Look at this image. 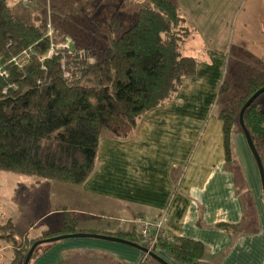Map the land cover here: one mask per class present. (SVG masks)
I'll list each match as a JSON object with an SVG mask.
<instances>
[{
	"label": "crops",
	"instance_id": "crops-1",
	"mask_svg": "<svg viewBox=\"0 0 264 264\" xmlns=\"http://www.w3.org/2000/svg\"><path fill=\"white\" fill-rule=\"evenodd\" d=\"M173 1L187 30L181 51L197 59V74L135 128L122 123L105 131L83 184L27 176L24 206L32 204L30 192L44 194L25 221L3 212L0 223L11 221L40 239L59 235L69 213L78 219L77 232L133 237L143 216L162 221L165 234L202 242L205 264H264L259 169L241 130L234 136L238 161L227 163L218 117L227 102L245 94L246 79L264 69V0ZM233 63L239 73L229 78ZM225 82L228 90L239 88L235 97L221 98ZM259 103L264 111V100ZM154 252L169 264H185L161 248ZM150 258L162 264L130 245L79 237L51 243L29 264H142ZM14 260L13 242L0 237V264Z\"/></svg>",
	"mask_w": 264,
	"mask_h": 264
},
{
	"label": "trees",
	"instance_id": "trees-1",
	"mask_svg": "<svg viewBox=\"0 0 264 264\" xmlns=\"http://www.w3.org/2000/svg\"><path fill=\"white\" fill-rule=\"evenodd\" d=\"M11 1L0 0V67L6 72H0V170L83 184L95 169L105 131L122 123L135 128L145 113L173 100L185 78L197 74V59L181 51L187 30L173 0H144L132 25L116 37L121 18L114 14L107 45L81 47L69 41L61 48L54 47L56 35L49 34L46 18L30 23L14 11ZM263 87L264 69L247 78L245 94L218 113L227 163L234 161L236 129L243 131L241 109ZM227 91L225 82L219 94ZM244 121L259 151L264 111L257 100L247 108ZM6 226L13 234L0 237L13 242L12 264L19 263L35 241L53 237L24 244L17 238L22 232L11 221L0 228ZM78 230L77 217L65 213L59 235ZM131 235L121 237L149 247L136 226ZM155 248L185 264H205L207 256L202 242L168 234L158 238Z\"/></svg>",
	"mask_w": 264,
	"mask_h": 264
},
{
	"label": "rangeland",
	"instance_id": "rangeland-1",
	"mask_svg": "<svg viewBox=\"0 0 264 264\" xmlns=\"http://www.w3.org/2000/svg\"><path fill=\"white\" fill-rule=\"evenodd\" d=\"M143 3L144 0H13L10 4H12L14 11L17 10L25 15L30 23H36L38 18H46L50 22V33L56 35L57 41H53L54 47L61 48L66 47L70 42L79 44L81 47L95 46L96 44L107 45L110 42L109 37L113 36L110 32L112 16L117 14L121 18L120 28L113 36L116 37L132 25L136 13ZM19 7L22 8L19 9ZM53 38L55 37L53 36ZM90 60L92 61L93 58ZM237 68V64L233 63L229 71V78L232 77V73L237 74ZM238 91L239 88L236 87L232 88V91L229 89L228 93L221 95V98L235 97L233 95ZM262 100H264V93L257 98L258 102ZM236 130H240V127ZM258 148L264 163V140L258 141ZM234 160L238 161L235 146ZM26 177L27 175L0 170V214L3 212L13 214L15 217L18 216L21 221L29 218L30 211L38 204L34 201L40 200L44 193H40L39 190L30 192L31 197H33L32 204L30 207L24 206L23 201L27 192L26 183L29 180ZM36 178L31 180H39ZM8 223L10 222L0 223V226ZM12 232L8 226L4 229L0 228V233ZM27 235V231L22 232L19 240L21 243L31 245L34 238L27 237ZM51 243L53 242L41 243L34 254H39L41 249ZM142 243L147 244L146 240H142ZM25 256L26 254L17 264H23ZM151 262L152 259L150 258L148 261H143L142 264H150Z\"/></svg>",
	"mask_w": 264,
	"mask_h": 264
},
{
	"label": "water",
	"instance_id": "water-1",
	"mask_svg": "<svg viewBox=\"0 0 264 264\" xmlns=\"http://www.w3.org/2000/svg\"><path fill=\"white\" fill-rule=\"evenodd\" d=\"M264 93V87L259 89L258 91H256L249 99L248 101L244 104V106L241 109L240 112V125L241 128L243 130V133L245 135L247 144L249 146V149L255 159V162L257 164V167L259 169V174H260V178H261V182H262V187H263V193H264V164H263V160L262 157L257 149L256 144L253 141L252 135L250 133V131L248 130L245 121H244V116H245V112L247 110V108L257 100V98L259 96H261ZM97 238V239H103V240H108V241H113V242H118V243H122V244H126V245H130L132 247L138 248L140 249L142 252L144 253H148V255H150L151 257H153L154 259L158 260L159 262H161L162 264H169L166 260H164L161 256H159L157 253H155L154 251L150 250L148 247H145L139 243L127 240L125 238H121L118 236H112V235H105V234H99V233H93V232H77V233H69V234H61V235H57V236H53V237H49V238H44V239H40L35 241L32 246L30 247L29 251L27 252V255L24 259L23 264H29L37 247L41 244V243H50V242H56L62 239H67V238Z\"/></svg>",
	"mask_w": 264,
	"mask_h": 264
},
{
	"label": "built area",
	"instance_id": "built-area-1",
	"mask_svg": "<svg viewBox=\"0 0 264 264\" xmlns=\"http://www.w3.org/2000/svg\"><path fill=\"white\" fill-rule=\"evenodd\" d=\"M49 34H51L49 32ZM53 50L50 51V54H52ZM19 62L18 60H16ZM0 72L2 74H6L5 71H2V68L0 67ZM136 225V231L140 235V237L144 240H146L149 243V249L154 250L158 238L162 235H165L163 231V222L162 221H152L150 219H147L143 216H140L135 221ZM146 256H148V253H146Z\"/></svg>",
	"mask_w": 264,
	"mask_h": 264
}]
</instances>
